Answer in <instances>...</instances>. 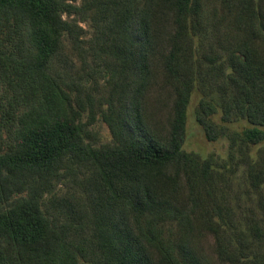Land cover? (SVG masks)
I'll return each instance as SVG.
<instances>
[{"label": "trees", "instance_id": "trees-1", "mask_svg": "<svg viewBox=\"0 0 264 264\" xmlns=\"http://www.w3.org/2000/svg\"><path fill=\"white\" fill-rule=\"evenodd\" d=\"M207 3L0 0V264H210L199 250L205 230L220 258L244 262L228 231L239 244L245 232L215 219L224 222L211 162L185 148ZM224 3L241 37L218 35L224 49L210 52L230 69L224 112L247 120L245 142L261 145L264 0ZM80 21L91 24L89 39ZM167 94L162 136L153 109ZM99 114L109 142L89 128ZM197 121L218 137L206 116ZM58 181L64 190L45 199ZM248 230L263 235L254 222Z\"/></svg>", "mask_w": 264, "mask_h": 264}, {"label": "rangeland", "instance_id": "rangeland-1", "mask_svg": "<svg viewBox=\"0 0 264 264\" xmlns=\"http://www.w3.org/2000/svg\"><path fill=\"white\" fill-rule=\"evenodd\" d=\"M69 1L81 3V0ZM207 2L205 29L195 39L198 73L188 112L185 148L194 158L208 159L211 162L213 188L223 207L224 222H221L219 216H215V219L225 229L230 227L245 232L246 240L243 244H239L237 234L235 233V236L228 231V235L232 236L235 245L244 254L245 263H233L229 259L220 258L215 234L208 230H205L204 236L199 239V250L210 264H260L258 261L264 258V169L261 168L264 167V144L255 146L246 143L243 131L252 125L236 114L229 117L224 112L222 100L230 91L228 82L230 69L227 68L225 72L221 70V67H227L224 58H217L210 52L212 48L224 49L217 43L218 35L229 43L241 37L235 32L233 20L225 17L229 14V10L224 0H207ZM64 16L68 19L75 17L66 14ZM79 24L86 31L83 37L89 39L92 34L91 24L83 21ZM65 40L68 41V37L65 36ZM256 45L259 57L263 59L264 48L259 44ZM89 83L91 82L87 84ZM173 102L174 97L167 94L162 98L159 107L153 109V119L162 136L170 121ZM197 115L206 116L216 127L218 137L215 140L207 136L203 126L197 121ZM88 117V112L83 113L82 121L86 123ZM89 128L101 136L102 142H109L112 138L109 126L100 114ZM252 163H255L258 176L262 177L258 186L254 184L251 171L249 172ZM63 190V183L58 181L54 189L46 193L45 199ZM187 194L186 179L182 176L179 195L182 202H186ZM252 222L260 225L263 232L261 237L255 236L250 230L247 231Z\"/></svg>", "mask_w": 264, "mask_h": 264}]
</instances>
